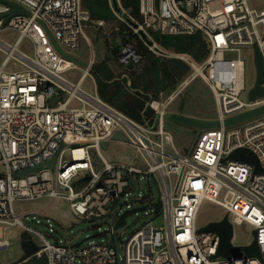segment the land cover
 I'll return each instance as SVG.
<instances>
[{
    "label": "built area",
    "instance_id": "2783aa9c",
    "mask_svg": "<svg viewBox=\"0 0 264 264\" xmlns=\"http://www.w3.org/2000/svg\"><path fill=\"white\" fill-rule=\"evenodd\" d=\"M12 1L29 14L7 17L12 6L0 2V31H19L12 44L0 38V51L5 54L0 61V224L5 231L21 226L23 232L37 236L39 240L22 235L21 239H34L40 249L33 256H45L47 264H264V172L255 173L254 164L246 161H222L234 149L247 147L264 168V114L201 131L190 153L176 145L163 117L196 75L213 92L216 117L221 121L264 104V96L248 97L254 83L247 89L244 59L225 56L243 47L253 50L257 43L264 57V0L260 7L248 0H139L138 16L121 0H116L117 9L109 0L115 17L126 26L127 40L119 43L117 52L125 68L143 59L141 46L160 58L183 59L192 69L166 98L148 99L153 113L143 121L80 87L90 74L93 59L87 60L90 65L83 68L77 82L63 75L75 65L56 49L51 35L70 53L79 47L81 36L87 38L90 13L82 0ZM155 32L201 33L209 52L198 64L163 46ZM24 38L31 52L18 49ZM244 91L246 100L240 97ZM117 130L139 149L144 167L103 156V141H110ZM93 150L100 166H96ZM52 158L55 161L48 164ZM37 165L41 166L32 170ZM138 175L146 181L153 175L162 194L155 200L139 193L134 198L139 204L136 207L162 212L165 224L156 226L149 221L142 225L126 239L120 257L111 241L84 240L78 246L62 240L51 242L14 210L16 199H59L80 218L108 217L110 224L102 232H113L125 210L112 213L110 207L121 196L128 201L130 189L140 181ZM205 200L224 208L233 225L246 223L257 230L262 260L242 250L230 258L214 257L219 234L199 230L198 215ZM157 201L159 209L154 205ZM126 206L127 210L135 208L131 203ZM9 243L8 238H0V249Z\"/></svg>",
    "mask_w": 264,
    "mask_h": 264
},
{
    "label": "rangeland",
    "instance_id": "374dc122",
    "mask_svg": "<svg viewBox=\"0 0 264 264\" xmlns=\"http://www.w3.org/2000/svg\"><path fill=\"white\" fill-rule=\"evenodd\" d=\"M248 1L251 5L256 7H260L261 5L260 0ZM125 32L126 26L118 21L116 17L109 21L90 20L85 27L87 38L81 36L79 47L71 52L84 60L93 59L92 66L106 61L109 67L113 69L116 74H119L122 71V67L120 66L118 55L115 56L112 54V48L123 41L122 37L125 35ZM18 36L19 31L15 28H5L0 31V38L11 44L15 42ZM18 49L31 52V47L27 38H24L18 44ZM184 54L194 59L198 64L202 62L188 53ZM4 56L5 54L0 51V61ZM225 56L228 58L240 57L244 59L246 87L249 89L254 83L256 74L253 61V50L243 47L239 51L226 52ZM142 63L143 61L140 62L138 66H141ZM74 65L75 67L64 71L63 75L75 83L81 76L84 66L75 62ZM191 72L192 69L186 76ZM80 87L89 94H98L97 79L92 70H90V74L82 79ZM166 96L167 93H161L158 99L163 100ZM240 97L246 100L247 91H244ZM168 109L182 110L211 117H216L218 112L213 92L199 75L194 76V78L189 81L180 94L177 95L174 101L168 106ZM165 124L166 128L172 133L176 145L182 150L189 149L195 139L196 129L168 120H165ZM66 140H70V137H67ZM93 153H95L94 150ZM102 154L109 161L141 167L146 165L139 149L135 145L122 140L110 141L108 147H102ZM95 163L96 166H100L101 164L97 154L95 155ZM0 169H3V166H1ZM140 176L141 175H138L137 178L140 179ZM139 193L147 194L148 198H154L155 200H158L162 194L153 175H150L148 181L143 178L135 182L127 197L128 201H125L124 197L121 196L112 203L110 207L111 212L114 213L116 211L122 212L127 210V203H131L132 207L138 206L139 204L134 201V198L138 196ZM13 206L15 213L21 216V219L26 225L39 230L46 235L51 242L62 240L69 244H75L82 239H84L85 242L92 240L95 242L111 241L116 249L118 257L123 254V245L126 239L142 225L149 221H152L156 226L165 224V218L162 212L154 213L147 207L146 209H139L127 213L125 225L118 227L113 232H102L104 229L108 228L110 224L108 217H95L92 219L80 218L71 212L67 202L59 199L47 197L34 200L16 199L14 200ZM225 213V209L221 206L205 200L198 215L199 224L203 226L210 220H218ZM252 230L253 227L246 223L234 224L232 242L236 245L250 243L254 238ZM21 235L22 237H33L35 240H39L38 237L32 233L23 232L21 226H14L5 231L3 225L0 224V238H8L10 240L7 247L0 249L1 264H10L21 257L23 253ZM238 252H241V250ZM25 263L24 261V264Z\"/></svg>",
    "mask_w": 264,
    "mask_h": 264
},
{
    "label": "trees",
    "instance_id": "16d2710c",
    "mask_svg": "<svg viewBox=\"0 0 264 264\" xmlns=\"http://www.w3.org/2000/svg\"><path fill=\"white\" fill-rule=\"evenodd\" d=\"M121 1L133 14L139 15V0ZM82 4L89 11L91 21H109L115 17L109 0H82ZM155 37L166 48L179 53H188L197 60H202L209 52L207 39L201 33L165 35L155 32ZM122 40H127L125 35ZM139 50L144 55L140 61H143L141 66H138L139 62L129 69L120 63L122 71L116 74L106 61H102L93 65L91 70L96 76L97 91L103 100L130 117L143 121L144 116L147 118L153 113L149 107L144 110L149 97L159 98L161 93H170L190 71V66L180 58H160L148 53L141 46ZM124 73L130 79V85L127 84L128 78L122 77ZM25 262V264H47L43 255L32 256Z\"/></svg>",
    "mask_w": 264,
    "mask_h": 264
},
{
    "label": "water",
    "instance_id": "95a60500",
    "mask_svg": "<svg viewBox=\"0 0 264 264\" xmlns=\"http://www.w3.org/2000/svg\"><path fill=\"white\" fill-rule=\"evenodd\" d=\"M0 2H4V3L12 6V9L6 13L7 17H10L11 15H13L15 13L29 14L28 10H26L21 5L17 4L16 2H14L12 0H0ZM113 5L116 9L118 8L116 0H113ZM51 39H52L56 49L63 56L69 58L70 60H72L73 62H75L81 66L89 67L90 64L87 60H84V59L76 56L75 54L67 52L64 49H62V47L59 45V43L57 42V40L54 38L53 35H51ZM118 50H119V44H116L112 48V54L115 55L118 52ZM253 61H254V65H255L256 74H255L254 85L250 88V90L248 92V97L251 100L255 99L257 97H260V96H264V84H263V82H264V57H263L262 52H261L257 43H255L253 45ZM133 67H134L133 63H130L128 65L129 69H131ZM122 77L128 78V76L126 74H123ZM127 84L130 85V79L129 78H128ZM151 97L152 96L149 97V100L151 99ZM149 100L146 101L144 110H146L148 108ZM261 114H264V104L256 106V107L248 109V110H245V111L238 112V113L230 115V116H227L222 121L218 117H201V116L187 114V113H184V112L179 111V110L176 111V110H170V109L163 113V117L168 121H173V122L180 123V124H183L186 126H190V127H193L196 129L195 139L193 140L191 146L188 149V153H190V151L192 150V148H193V146H194V144H195V142H196L201 131L207 130V129L218 128L221 126V124H223L224 126L236 125V124H239L245 120H248L250 118L256 117V116L261 115ZM157 118H158V115H156L154 122H153V125L156 123ZM121 140L128 142L127 137L122 133V131L117 130V131H115V133L112 136L110 141H121ZM110 141L109 140L103 141L102 147L103 148L108 147V144ZM228 158L246 161V162L254 164L255 173H263L264 172V168L262 167L256 153L247 147H239V148L234 149L227 157H224L222 159V161L224 162ZM54 161H55V158H52L51 160L47 161V163L51 164ZM39 166H41V165H37V166L33 167L32 170L38 168ZM23 172H25V171H23ZM17 174H21V172H18ZM154 205L156 206V209H159L160 201L155 202ZM139 208L142 209V208H144V206L143 207H135V208H132L130 210H125L121 214L118 222L116 223V227H119V226L125 224L126 215H127L128 211L133 212V211L138 210ZM199 230H201V231L213 230L219 234L220 242H219V245H218V248H217V251H216V254L214 255V257L224 256V257L230 258L232 256H235L237 253H239L238 252L239 250H242L247 255L256 256L260 260H262V253H261L260 246L258 245L257 239H256L257 230L256 229L252 230L254 238L250 243L244 244V245L234 244L232 242L233 224L229 220L227 213H225L218 220H210L207 224L200 227ZM83 241H84V239L78 241L74 245L78 246ZM21 246L23 249V253H22L21 257L15 261L11 262L10 264H19L21 262H24L27 259H29L30 257H32L33 255H35V253L40 249V246L32 238H22L21 239ZM0 264H1V262H0Z\"/></svg>",
    "mask_w": 264,
    "mask_h": 264
},
{
    "label": "crops",
    "instance_id": "0c3cea01",
    "mask_svg": "<svg viewBox=\"0 0 264 264\" xmlns=\"http://www.w3.org/2000/svg\"><path fill=\"white\" fill-rule=\"evenodd\" d=\"M178 111V110H176ZM180 111V110H179ZM182 111V110H181ZM184 113H187V114H191V115H196V116H201V117H211V116H207V115H197V114H194V113H190V112H185V111H182Z\"/></svg>",
    "mask_w": 264,
    "mask_h": 264
}]
</instances>
